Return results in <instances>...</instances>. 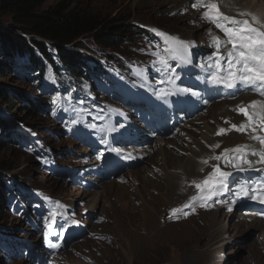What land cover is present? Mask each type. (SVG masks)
<instances>
[{
	"label": "rangeland",
	"instance_id": "1",
	"mask_svg": "<svg viewBox=\"0 0 264 264\" xmlns=\"http://www.w3.org/2000/svg\"><path fill=\"white\" fill-rule=\"evenodd\" d=\"M151 2L48 0L42 6V10H47L64 3L69 10L95 14L116 24L130 23L136 30L147 29L152 33L151 36L143 32L132 33L130 42L117 51L100 46L90 37L71 43L74 46L79 44L80 47L76 49L93 57V62L103 68L88 65L86 71L93 69L89 71V80L68 78L63 82L51 68L40 74L22 61L17 62L20 66L18 72L10 73L2 67L3 58L0 57V180L9 192L8 196H11L10 205L0 212V233L6 238L5 248L0 249V264L264 263V232L258 223V212L253 211L251 217L239 220V214H228L226 211L234 204L226 203V210L211 206L209 213H203L198 218L165 220L168 218H164L163 214L166 208L172 212L181 205L186 213L187 208L189 211L198 200L201 191L196 184L202 183V180L193 184L189 182L201 178L203 173L200 174L199 170L202 169L187 177V181L176 178L171 186H175L177 195H170V182L163 181L168 173L164 175L166 171L161 172L164 154L152 158L157 152L149 157L152 159L148 164L143 159L135 164L136 171L144 172L139 178L141 186L138 183L133 187V180L126 186L123 165L114 166L117 172L115 177L111 175L106 178L104 175L103 163L110 151L103 145L106 143H101V140L96 141V145L87 142L86 136L101 135L111 137L114 147L119 150L128 148L127 143H130L141 151L145 144L141 134L147 135L151 122L165 115L174 124L170 128L176 135L166 147L169 153L168 149L175 150V156L169 158L172 165L168 171L172 173L176 172L174 165L192 156L191 152L186 151H200L198 145L223 153L242 142V123L239 120L233 131L237 137L232 140L218 139L223 143H210L213 137H218L217 121L212 113L218 111L219 107H209L222 102L231 103L234 99L225 90L221 93L228 98L218 97L216 101L221 102L207 105L199 113H179L183 119L176 118V106L182 107L184 104L186 108H198L206 99V88L198 86H203L210 79L205 57L215 51L213 38L224 41L225 34L215 24L198 23L200 15L194 10V0H162L163 6L156 9L147 8ZM261 4L256 8L257 12L264 11V4ZM189 9L196 15L188 13ZM241 17L250 18L249 15ZM13 25L11 16L0 12V27L15 33ZM152 29L189 43L192 64L177 67L182 79L176 82L175 87L188 88L191 92L175 91V87L167 82V74L155 71L153 65H158L161 58L168 59L173 67H176V61L164 51L163 38ZM228 47L231 48V45ZM222 49H225L224 45L220 52ZM54 60L61 64L56 54ZM199 64H205V69L198 67ZM103 71L107 76L103 75ZM167 88L175 91L172 97L164 95L169 93ZM71 90L76 93L73 97L70 96ZM192 93L198 95L196 105L190 104L188 97ZM56 95L73 103L77 120L67 122L62 103L54 101V106H49V99L56 100L52 98ZM3 100H11L12 106L6 105ZM29 100L42 107L32 116L26 111ZM177 101H183V104L179 105ZM222 106L228 109L226 105ZM197 120L199 123H196ZM210 128L212 130L207 132ZM257 129L262 132L264 125ZM186 135H191L194 141L187 142ZM179 139L187 144L181 145ZM257 140V144H260L261 138L252 139L253 142ZM173 142L180 144L185 151L175 148L176 144L171 145ZM189 145H192L191 149ZM138 153L130 148L121 152V156L124 159H129L128 155L141 158ZM243 172L245 175L246 172ZM180 173L178 171V175ZM260 174L264 178V170ZM114 185L119 186L114 188ZM120 186H124V189ZM248 190L250 196L255 193ZM120 192L127 195L124 200L115 196ZM94 198L98 200V208L90 212L89 206ZM220 218H223L221 222ZM6 234L12 239L11 244ZM16 242L24 248L21 252L12 245ZM256 244L258 250H252L250 245ZM25 245L33 248L34 256L27 257ZM253 251L257 253L253 254Z\"/></svg>",
	"mask_w": 264,
	"mask_h": 264
},
{
	"label": "trees",
	"instance_id": "2",
	"mask_svg": "<svg viewBox=\"0 0 264 264\" xmlns=\"http://www.w3.org/2000/svg\"><path fill=\"white\" fill-rule=\"evenodd\" d=\"M47 1L0 0V12L11 16L15 30V33H11L0 27V53L2 54L0 57L3 58L1 65L10 73L18 72L20 66L17 62L22 61L25 66H30L40 74L51 68L62 81H66L68 77L88 79L89 74L86 72L88 65L93 68H103L99 63L93 62V57H88L76 49L80 47L79 44L74 46L71 43L90 37L100 46L117 51L130 42L132 33L143 32L147 36L152 35L145 29L136 30L130 23L116 24L95 14L69 10L64 3L42 10V6ZM54 54L57 55V60H60L61 64L54 60ZM59 66L61 68L65 66V68L60 69ZM74 94L76 95L74 90H71L70 96L73 97ZM3 101L6 105L12 106L11 100ZM49 102H52V99H49ZM28 104L26 111L31 116L36 110L42 108L33 100H29ZM63 104L66 107L64 110L66 115L75 117L73 103L64 100ZM4 189L6 190V187L0 180V212H3L11 202L9 192ZM5 240V237L4 241L0 238V249L6 246Z\"/></svg>",
	"mask_w": 264,
	"mask_h": 264
},
{
	"label": "bare ground",
	"instance_id": "3",
	"mask_svg": "<svg viewBox=\"0 0 264 264\" xmlns=\"http://www.w3.org/2000/svg\"><path fill=\"white\" fill-rule=\"evenodd\" d=\"M208 1H211V0H194V4H193V5H195L194 10L196 12H198V14L200 15V19L197 18L199 24H201V22L208 23V24H210V23L214 24L211 20H209V19H207L205 17V13L207 11L206 5L210 3ZM214 1H217L215 3L218 5L220 13L221 14H223V13L225 14L223 16L231 17V18L236 19V20L250 19V23H253V26H259V25H255L254 24L256 19H258L261 22V24H264V15H263L264 11L259 9L258 11H263V12H257V10H256V8L260 7V5H259L260 3L264 4V0H256L255 2L253 0H230V1L226 2V3H225L224 0H214ZM161 2H162V0H152V2L147 6V8H155V7L159 8L163 4V3L161 4ZM145 4H146V2H145ZM262 4H261V6H262ZM135 5L139 6V4H135ZM228 5H230V6H228ZM140 7H141V5H140ZM188 13H193L194 15H196L190 9L188 10ZM242 15H249L250 18L249 17H241ZM221 33H223L222 30H221ZM222 46L223 45H221L220 49L222 48ZM229 49H230L229 47L228 48L225 47V49L221 50L220 55L222 57H226V53L228 52ZM104 74H105V76H107L106 72H104ZM205 88H206V99H204V102L201 103V105L198 108H192V109L186 108V107H184L185 105L183 104V101L182 102L177 101V104H179V105L183 104L182 107H178V106L175 107V109L177 110L176 111L177 112L176 117L178 119H183V116L179 115V113L186 114V113L193 112V111L199 113L201 110H204L205 107H207V105H211L213 103L221 102L220 100L216 101V99L218 97L228 98L226 95L221 93V91L225 90L226 93L230 95V98L234 97V99H233V101L231 103L222 102V103H218L216 105L214 104V105L209 107V108L212 107V109H215V108L219 107L218 111L213 112V113L211 111L213 119L217 121L216 127L218 128V137H213V139L211 138L212 140H210V143L212 141V142L218 144V142H219L218 139L226 138L227 140L228 139L232 140L235 137H237V135L233 134V131H235V129H236L238 123H239V120L241 121V123L244 125V127L246 129L245 133L247 135H249V137L246 138V141H252V139H257V137L261 138V140H264V130L262 132H260V133H257V135H255V131H253V129H255V128L257 129L261 125H264V124L261 123V119H260L261 116H264V112H262L261 108H260V106H264V90H259V91L256 90V91H254V90H251L250 88L244 89V90H239V85H237V88H235V89H226V88H223V87L214 86L211 83V81H210V83H208V82L205 83ZM167 90H168L169 93L173 92L170 88H167ZM237 95H238V97H235ZM169 96L172 97V94H169ZM197 97H198V95H196V94H192V96H189L188 98H189L190 104L196 105V98ZM222 105H226L228 107V109L226 110ZM241 108L247 109V111L253 117V119L249 120L248 117H246L243 113H241L240 112ZM74 114L78 115L77 111H74ZM239 116H240V118H238ZM68 118L71 120L70 121L71 123L74 122V120H75L73 117H70V116H67V119ZM218 118L220 120L219 122H218ZM201 119L205 120L204 117H201ZM196 123H199V121L197 120ZM154 124H155V122H151V125H153V127L149 129L148 133L154 134ZM233 125H235V127H233ZM216 127H215V129H216ZM190 129L192 131H197V129H193V128H190ZM220 129L223 130V132H221ZM211 130L212 129L210 128V129L207 130V132H210ZM215 132H216V130L213 131V134ZM148 133H147V135H148ZM147 135H146V139L148 138ZM156 138H158V142H159L160 145L163 143V141H165V139L163 138L162 134H159ZM185 138H186L187 142H188V140L190 142L194 141V138L191 135H186ZM202 139H204L205 141L207 140V138H202ZM261 140H260V144H255L254 148L251 151H244L241 154V156H240V157L245 158L251 164V167H249V164H246V163L243 162V160H241L239 166L242 169H244L243 171L246 172L245 176L248 179V184H247L248 188L252 192H255V193L252 196L248 195L247 197H239V199H240V207L239 208L243 207L246 210V212H250V211L258 212L259 213L258 214L259 215V221H260L258 223L260 224V227L262 228V232H264V203L260 202V198L264 197V189L256 187L257 184L264 183V178H262L261 177L262 174H260L264 170V159H262L261 155H260V153L264 152V143H262ZM187 142H185V140H182V139H179V141H178V143H180L181 145H186ZM197 143H195L194 145H197ZM219 143H223V142H219ZM173 144L174 145L176 144L175 148H178V149H181V150L185 151L184 148L179 146L180 144L177 145V142H173L171 145H173ZM204 146L206 147V145H204ZM189 147L191 149L192 145H189ZM198 147L200 148V151H193L192 149L189 150V151H186V152H191L192 156L187 158V159H184L181 164L177 163L176 165H174L175 168H176L175 169V171H176L175 173H172V172L168 171L169 170V166L172 165L171 162H170L172 160H169V158H172V155L175 156L174 155V151L175 150L173 151L171 149H168V150H170V153H172V154H170L168 151H166L167 148H165L163 150V151H165L164 153L159 152L154 157H152V158H159L160 155L164 154L163 155L164 165H163V168H162L161 172L166 171L164 173V175L166 173H168V175H165V178L167 180L165 179L163 181L165 183L170 182V184H169V192H171V193H169L170 195H173V196L177 195V194H175V191H174L175 190L174 189L175 186L174 187L171 186V183L174 185V181L176 180V178H180V180L183 178L182 181H186L185 179L187 177H191V176L195 175L196 172L198 171V169H202V170H199L200 174H202L203 172H209V170H210L209 167H205V169H203V165L201 164V159L204 157L205 153H207L208 151L206 150V148L204 149V148H202L199 145H198ZM253 152H255L257 154L253 155L252 154ZM145 153L149 154L147 151H145ZM152 158H149L148 160H146L145 163L148 164L149 161ZM177 158H175V159H177ZM178 171H180L182 173H180V175H178ZM143 173L144 172L141 171V170L129 173L130 180H133V181H131V184H132L133 187H135V185L138 184V183L141 186V182L142 181L139 178L143 176ZM151 173H153V172H151ZM145 174H146V172H145ZM116 186H119V185H114L113 187L115 188ZM121 188L124 189V186L121 187ZM4 191H6V190L4 189ZM137 192L139 193L140 190L138 189ZM115 196L116 197L118 196L119 198L124 200L125 199L124 197L127 196V195L125 193H123V192H120V193H118V195H115ZM254 196L257 197V198L253 199L252 197H254ZM178 197H179V195H178ZM142 199H143V196H142ZM125 204H127V203H125ZM236 206H237L236 204L233 205L234 208ZM89 207H90L89 208L90 212H95L96 211V209L98 208V200H97V198H96V200L94 198L91 201ZM165 210H166V213H163L164 214V218H166V217H168V218H176V217H178L179 205L172 212H170L169 208H166ZM144 212H145V214L148 213L146 208L144 209ZM222 220H223V218L219 219L220 222ZM243 224L246 225V223H243ZM209 227H210V225H209ZM212 229H214V228H212ZM207 231H209V230H207ZM136 243H138L137 240H136ZM12 245L14 246V248L19 249L18 251H20V252H21V249H24V248H21L20 244H18L17 242L16 243H12ZM25 246H26L27 257L33 255V248L29 247L27 245H25ZM256 246H257V244L255 246L254 245H250V248L252 250H255ZM256 253H257L256 251H253V254H256ZM262 264H264V263H262Z\"/></svg>",
	"mask_w": 264,
	"mask_h": 264
},
{
	"label": "snow or ice",
	"instance_id": "4",
	"mask_svg": "<svg viewBox=\"0 0 264 264\" xmlns=\"http://www.w3.org/2000/svg\"><path fill=\"white\" fill-rule=\"evenodd\" d=\"M206 7L205 17L211 20L217 28L221 29L226 36L224 41L214 37L212 46L215 51L205 57L208 65L206 71L211 83L214 86L226 89H235L239 85V90L248 88L254 91L264 90V24H261L256 19L255 23L259 26H253V23H250L248 19L236 20L222 16L216 3H209ZM151 31L163 38L164 51L170 53L171 59L176 61V67H173L168 59L161 58L158 61V65L154 64L153 67L158 74H167V82L175 87L176 82L182 79L177 67L192 64L190 45L188 42L181 41L179 38L172 37L158 30L152 29ZM229 44L231 48L226 53V57H222L220 55L221 45L227 47ZM221 61H224V63L222 64ZM197 66L205 69V64ZM175 91L189 93L192 90L175 87ZM175 91L164 93V95L175 94ZM261 111L264 112V106H261ZM240 112L248 117L249 120L253 119L247 109L241 108ZM260 119L261 123L264 124V116H261ZM108 131H113V129H108ZM257 139L260 138L257 137ZM261 142L264 143V140H261ZM101 143H106V141L101 139ZM111 151L119 152L120 150L111 148ZM252 154L256 155L257 153L253 152ZM260 155L264 159V152L260 153ZM214 159L219 161L221 156H215ZM241 160L251 167L250 162L243 157L234 156L227 162L232 163L235 161L232 166L243 171L244 169L239 167ZM204 163H207V161H204ZM230 175L231 173L221 170L218 165L215 166L214 171L202 183L196 184V187L203 194L200 199L207 202L213 196L221 194L227 187L226 181ZM256 187L264 189V183H259ZM248 195L249 190L247 187L241 186L239 191L236 192L237 197H247ZM252 198L256 199L257 197L254 196ZM260 202L264 203V197L260 198ZM204 206L207 205L205 204ZM228 210L230 211L231 207ZM45 239H47V234H45Z\"/></svg>",
	"mask_w": 264,
	"mask_h": 264
},
{
	"label": "clouds",
	"instance_id": "5",
	"mask_svg": "<svg viewBox=\"0 0 264 264\" xmlns=\"http://www.w3.org/2000/svg\"><path fill=\"white\" fill-rule=\"evenodd\" d=\"M186 180H187V178H186ZM226 210V209H225ZM227 211V210H226ZM244 211H246V210H242L241 208H239V206H236V208H235V210L233 211V212H228L227 211V213L228 214H231V213H237V214H239L240 215V218H239V220H246V218L244 217ZM203 213H209V212H201V214L199 215V216H197V217H194V218H198V217H200ZM166 220V219H165Z\"/></svg>",
	"mask_w": 264,
	"mask_h": 264
}]
</instances>
